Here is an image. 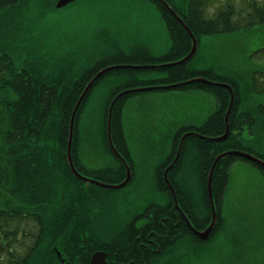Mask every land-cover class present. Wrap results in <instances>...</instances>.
<instances>
[{
	"label": "trees",
	"instance_id": "obj_1",
	"mask_svg": "<svg viewBox=\"0 0 264 264\" xmlns=\"http://www.w3.org/2000/svg\"><path fill=\"white\" fill-rule=\"evenodd\" d=\"M150 1L160 10L172 40L170 49L159 60L174 62L183 59L192 49L190 35L159 0ZM206 1L189 0L185 10L173 5L175 11L197 37L199 44L204 35L237 29L228 21L225 12H221L216 19H208L204 14ZM56 2L57 0H0V210L4 208L9 211L2 215L0 220L2 224H9L14 218H19L18 211L21 209L45 208L47 202L51 200L47 194L61 191L60 187L53 188L55 184L44 182L43 178L67 174L72 176L67 162V146L73 110L85 87L95 75L102 69L114 65L110 61L113 57L106 55L80 57L75 53L73 56L78 65L66 64L63 61L68 59L69 62H74L71 55L62 58L57 54L61 48L60 44L55 45L58 42L57 35L47 30L49 20L47 17L54 14L51 12L55 11ZM87 5L92 6L91 3ZM250 16L252 21L249 22L250 26L258 23L264 25V6L254 5ZM138 52L145 53L142 49ZM191 61L192 59L182 65L161 69L167 71L168 75L163 79H157L160 82L138 78L135 69L118 70V74L128 71L131 73L128 76H121V82L107 95L103 109L106 144L118 159V165L109 168H87L80 155L78 128L81 116L95 87L115 71L100 78L83 101L75 120L73 159L79 172L107 184H117L126 177L125 164L113 152L107 131L111 103L121 92L139 87L176 84L196 77L217 82L215 78L221 77L219 83L230 84L236 93L233 79L219 76L211 69L194 68L190 65ZM178 89H196L213 94L218 101V112H226L229 107L230 92L226 88L197 82L179 86ZM130 95L122 96L114 106L112 138L117 151L133 168L122 115L124 101ZM232 120L233 115H230V125ZM188 131H195L199 136L192 135L185 139L181 156L169 171L168 177L178 176L187 169L193 170L199 178L202 191L207 193L209 172L215 158L226 151L245 148L231 136L222 142L200 137L216 138L225 133V115H213L200 126L182 128L173 137L172 149L157 167L155 177H164L165 170L177 155L181 137ZM249 152L254 154L252 151ZM189 156L192 159L186 162ZM256 156L264 159L262 155ZM236 161L254 164L264 172L260 165L236 155L226 156L218 163L213 178V194L220 204L217 224L219 228L223 227L224 223L222 201L229 180V169ZM43 185L47 186V189H43ZM208 209L210 216V206Z\"/></svg>",
	"mask_w": 264,
	"mask_h": 264
},
{
	"label": "rangeland",
	"instance_id": "obj_2",
	"mask_svg": "<svg viewBox=\"0 0 264 264\" xmlns=\"http://www.w3.org/2000/svg\"><path fill=\"white\" fill-rule=\"evenodd\" d=\"M168 1L181 10L189 3V0ZM254 5L263 7L264 0H207L204 14L208 19H216L225 12L237 29L202 36L190 65L211 69L234 80L240 69L252 65V110L258 111L257 105L264 101L260 83V72H264V25H249ZM55 11L47 17V30L57 35L55 45L61 47L57 54L62 58L72 56L74 62L63 59L66 64L78 65L75 53L80 57H113L110 61L114 65L153 67L170 63L159 60L170 49L172 40L160 10L150 0H79ZM139 49L145 53H139ZM115 73L95 87L81 116L80 155L87 168L118 164L106 144L103 109L107 95L121 82V76L131 72L118 74L115 70ZM167 75V71L156 68L136 70L138 78L154 82ZM215 79L219 82L221 77ZM204 92L172 88L136 92L127 97L122 115L135 177L145 182L155 181L157 167L172 149L173 133L197 123V115L212 114L211 98L207 99ZM249 151L264 156V142L257 143L252 137ZM191 159L189 156L186 162ZM178 176L185 177L198 187V193L202 192L193 170L187 169ZM95 188L111 196L127 190ZM222 208L224 223L220 235L198 257H191L189 263L264 264V172L254 164L234 162L229 169Z\"/></svg>",
	"mask_w": 264,
	"mask_h": 264
},
{
	"label": "flooded vegetation",
	"instance_id": "obj_3",
	"mask_svg": "<svg viewBox=\"0 0 264 264\" xmlns=\"http://www.w3.org/2000/svg\"><path fill=\"white\" fill-rule=\"evenodd\" d=\"M247 68L233 79L236 96L228 138H236L249 150L252 137L264 142V101L257 105L258 111L252 110V65ZM260 79L264 93V72ZM213 115L227 111L218 112L217 102L204 122ZM68 167L72 176L43 178L54 183L53 188H61L47 194L51 200L45 208L21 209L13 222L0 223V264H190L191 257L204 252L222 231L217 219L208 238L199 236L212 220L208 192L198 193V187L183 176L170 177L171 185L164 177L145 182L135 177L131 167L130 181L120 188L127 190L111 196L95 188L105 187L88 184ZM215 204L218 212L216 199ZM8 212L2 208L0 220Z\"/></svg>",
	"mask_w": 264,
	"mask_h": 264
},
{
	"label": "water",
	"instance_id": "obj_4",
	"mask_svg": "<svg viewBox=\"0 0 264 264\" xmlns=\"http://www.w3.org/2000/svg\"><path fill=\"white\" fill-rule=\"evenodd\" d=\"M77 0H58L57 4H56V8L57 9H61L64 8L66 6H68L69 4L75 2ZM162 5L171 13V15L173 17H175L179 23L184 27V29L187 31V33L190 35L191 39H192V49L190 51V53L184 57L183 59L176 61V62H172V63H165L159 66H134V65H113V66H109L106 67L104 69H102L97 75H95V77L88 83V85L85 87L83 93L81 94L80 98L78 99L75 108L73 110L72 116H71V120H70V132H69V139H68V146H67V161L68 164L72 170V172L74 173V175H76L77 177H79L81 180L89 183H96L102 187L105 188H115V189H120L123 188L129 181L130 178L132 176V171L131 168L129 167L126 159L123 158V156L117 151V149L115 148L114 142H113V138H112V118H113V110H114V106L116 104V102L124 95L126 94H130V93H134V92H139V91H149V90H154V89H172V88H177L179 86L182 85H188V84H192V83H197V82H202V83H206L209 85H215V86H220V87H224L226 89H228V91L230 92L231 98H230V104L227 110V115L225 116V123H226V131L225 134L220 136V137H206V136H200L203 137L206 140L209 141H216V142H222L227 140V138L229 137V133H230V125H229V117H230V113L232 111L234 102H235V92L232 88L231 85L227 84V83H217V82H213L210 81L204 77H198V78H194L185 82H181V83H177V84H173V85H167V86H152V87H142V88H136V89H129L126 91H123L122 93L118 94L114 100L111 103L110 106V110H109V117H108V138H109V143L114 151V153L120 158L122 159V161L124 162L126 169H127V178L124 182H122L121 184H115V185H110V184H106V183H102L100 181L91 179L89 177L84 176L83 174H81L75 164H74V159H73V140H74V128H75V120L77 117V113L81 107V105L83 104V101L85 100V98L87 97V95L89 94L90 90L92 89V87L95 85V83L101 78L103 77L105 74H107L108 72H111L113 70H117V69H144V68H168V67H175L178 65H182L186 62H188L189 60H191L196 52H197V48H198V39L195 36V34L192 32L191 28L184 22V20L178 15V13L174 10V8L172 7V5L167 2L166 0H159ZM192 135H197L199 136L197 133L194 132H188L186 134H184L180 140L179 143V148H178V152L177 155L174 159V161L172 162V164L165 170L164 173V178L166 179L167 183L169 185L170 184V180L168 177L169 171L176 165V163L178 162L180 156H181V152L183 149V144L184 141L187 137L192 136ZM230 155H236L239 156L243 159L249 160L251 162H254L258 165H260L261 167L264 168V159L257 157L254 154H250L246 151H240V150H231V151H226L224 153H221L220 155H218L214 162L213 165L211 167V170L209 172V177H208V184H207V189H208V197H209V202H210V206H211V210H212V220L210 222V225L208 226V228L203 232L200 233L199 236L202 238H208L211 234V232L215 229L216 224H217V208H216V204H215V198H214V194H213V178H214V172L215 169L218 165V163L225 158L226 156H230Z\"/></svg>",
	"mask_w": 264,
	"mask_h": 264
},
{
	"label": "crops",
	"instance_id": "obj_5",
	"mask_svg": "<svg viewBox=\"0 0 264 264\" xmlns=\"http://www.w3.org/2000/svg\"><path fill=\"white\" fill-rule=\"evenodd\" d=\"M203 92V91H202ZM205 95V97L208 99V98H211V102H212V105H213V109H216L217 108V100L215 97H212L213 95H209L208 93L204 92L202 93ZM198 116V119L195 117V119L197 120V123L195 124H192L193 125H200L201 123H203L210 115H197ZM204 117V118H203ZM171 123V119H169V124ZM168 126V125H167ZM176 133V132H175ZM173 133V135L175 134Z\"/></svg>",
	"mask_w": 264,
	"mask_h": 264
}]
</instances>
